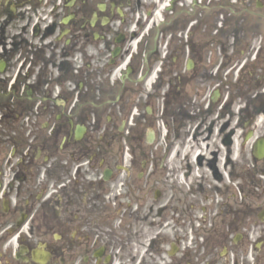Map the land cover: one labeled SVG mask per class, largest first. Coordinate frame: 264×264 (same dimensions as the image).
Listing matches in <instances>:
<instances>
[{"label":"flooded vegetation","instance_id":"obj_1","mask_svg":"<svg viewBox=\"0 0 264 264\" xmlns=\"http://www.w3.org/2000/svg\"><path fill=\"white\" fill-rule=\"evenodd\" d=\"M0 109V264H264V0H0Z\"/></svg>","mask_w":264,"mask_h":264},{"label":"rangeland","instance_id":"obj_2","mask_svg":"<svg viewBox=\"0 0 264 264\" xmlns=\"http://www.w3.org/2000/svg\"><path fill=\"white\" fill-rule=\"evenodd\" d=\"M154 189V188H153ZM168 190V189H167Z\"/></svg>","mask_w":264,"mask_h":264}]
</instances>
